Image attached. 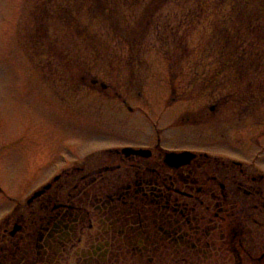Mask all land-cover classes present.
I'll list each match as a JSON object with an SVG mask.
<instances>
[{"label":"rangeland","instance_id":"rangeland-1","mask_svg":"<svg viewBox=\"0 0 264 264\" xmlns=\"http://www.w3.org/2000/svg\"><path fill=\"white\" fill-rule=\"evenodd\" d=\"M148 1L0 0L2 213L63 163L156 130L264 172V0H170L150 18ZM232 55L235 67L216 63ZM192 78L207 84L187 103ZM221 81L245 94L253 82L255 112L233 117L230 102L209 115Z\"/></svg>","mask_w":264,"mask_h":264},{"label":"flooded vegetation","instance_id":"flooded-vegetation-1","mask_svg":"<svg viewBox=\"0 0 264 264\" xmlns=\"http://www.w3.org/2000/svg\"><path fill=\"white\" fill-rule=\"evenodd\" d=\"M223 82L207 95L216 96L208 114L230 102L233 117L253 114L254 83L245 94L243 81ZM206 84L188 81L185 102L201 101ZM135 139L73 158L10 197L0 264H264V172L253 160L173 146L162 130Z\"/></svg>","mask_w":264,"mask_h":264},{"label":"trees","instance_id":"trees-1","mask_svg":"<svg viewBox=\"0 0 264 264\" xmlns=\"http://www.w3.org/2000/svg\"><path fill=\"white\" fill-rule=\"evenodd\" d=\"M170 0H149L148 1V5L146 6V10H145V14H144V16H146V17H151V16H155V14H157V12L160 10V9H162V7L163 6H165L168 2H169ZM239 1V0H238ZM255 1H252V0H244V5H251L252 3H254ZM202 5H203V3H202ZM247 15V14H246ZM228 32L230 31V30H227ZM228 36H231L230 34H228ZM131 45H132V48L133 49H139L140 47H142V40L141 39H137V41L136 40H131ZM241 58H243V56L242 57H240V61H241ZM222 59V58H221ZM221 59H218L217 60V64H221V65H225V68L228 66V65H230V66H232V67H235L236 65H235V63L233 64V61L232 60H234V56L232 55V56H228L227 57V60L223 57V59L224 60H222L221 61ZM204 60V59H203ZM202 62V64H205V61H201ZM232 63V64H231ZM231 70H235L234 68H231ZM236 70H237V67H236ZM200 77V75L199 76H197V78H199ZM189 81H197V79H195V78H192L191 80H189Z\"/></svg>","mask_w":264,"mask_h":264}]
</instances>
